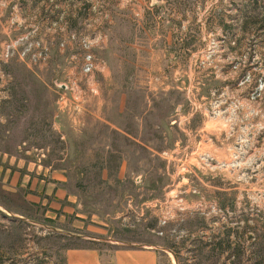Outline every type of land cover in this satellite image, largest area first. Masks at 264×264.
<instances>
[{"label":"rangeland","instance_id":"rangeland-1","mask_svg":"<svg viewBox=\"0 0 264 264\" xmlns=\"http://www.w3.org/2000/svg\"><path fill=\"white\" fill-rule=\"evenodd\" d=\"M118 247L264 264V0H0V264Z\"/></svg>","mask_w":264,"mask_h":264},{"label":"crops","instance_id":"crops-1","mask_svg":"<svg viewBox=\"0 0 264 264\" xmlns=\"http://www.w3.org/2000/svg\"><path fill=\"white\" fill-rule=\"evenodd\" d=\"M44 179L29 177L28 175L14 174L9 171L4 174L3 189L12 193L19 181L20 189H28L32 192L53 195L58 201L65 199L60 176L51 175V181L46 179L48 174H43ZM34 202V201H32ZM55 203H51L53 207ZM66 264H159L158 254L151 248L118 247L104 252L99 249H75L68 250L65 254Z\"/></svg>","mask_w":264,"mask_h":264}]
</instances>
